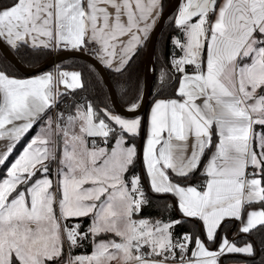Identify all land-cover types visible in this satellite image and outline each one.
Returning <instances> with one entry per match:
<instances>
[{"label":"snow or ice","instance_id":"obj_1","mask_svg":"<svg viewBox=\"0 0 264 264\" xmlns=\"http://www.w3.org/2000/svg\"><path fill=\"white\" fill-rule=\"evenodd\" d=\"M163 7L0 0V43L84 52L122 73ZM171 23V68L159 83L172 76L176 86L146 120L75 99L87 88L79 71L0 69V167L39 127L0 176V264H221L255 254L238 237L264 233V0H183ZM139 101L137 89L129 111ZM149 192L163 199L159 217L141 215ZM85 241L91 252L76 254Z\"/></svg>","mask_w":264,"mask_h":264},{"label":"trees","instance_id":"obj_2","mask_svg":"<svg viewBox=\"0 0 264 264\" xmlns=\"http://www.w3.org/2000/svg\"><path fill=\"white\" fill-rule=\"evenodd\" d=\"M171 0H163L164 7L168 5ZM7 0H5V3ZM178 10V9H177ZM177 12V11H176ZM176 12L166 21L165 26L158 38L156 45V77L153 84V89L151 93V102L157 97H165L172 94L175 83L173 82V77L170 76L169 80L166 81L163 89L161 90V85L159 83V76L162 70L170 71V36L174 34L173 27L171 23V18L176 14ZM11 47V46H10ZM145 47L136 55L133 60L127 66V69L122 73H117L115 70L108 69L109 75L112 79L114 87L116 89L119 100L122 105L130 107V102L132 98L137 94V89H139L140 99L143 92V75H144V59L146 54ZM12 48V47H11ZM14 53L27 65L34 66L40 64L50 57L53 56L54 51L47 50H33L27 47H20L19 49L12 48ZM60 52V51H57ZM179 55V53H176ZM58 68H79L80 72L83 74V78L86 81L87 88L84 92L78 93L75 98H87L92 100L94 103L98 104L100 107H104L107 105L114 112V108L111 105V98L109 91L97 72V70L87 61L82 60L80 58H71L66 61H62L57 64ZM0 69L6 70L9 74L16 76H27L18 70L1 52L0 50ZM48 69H52L50 67ZM47 69V70H48ZM171 84V86H169ZM149 104V106H150ZM148 106V109H149ZM147 109V112H148ZM147 112L143 117L145 120L147 119ZM35 127L30 130L17 144V146L24 141L29 135L34 132ZM144 140V130H141V136L135 142L137 143L138 148H140V143H143ZM16 146V147H17ZM16 150V148H15ZM137 170H139V164L137 165ZM145 190H148V185L145 183ZM150 198L149 206L143 209L141 213L142 216L148 217H159L161 215L160 205L163 203V199L159 196L153 195L151 192L148 193ZM169 202H171L169 198ZM173 216H177V213L173 210L171 212ZM89 223L88 219L85 218L83 220V224L86 226ZM195 228L193 223L184 224L176 229L177 234L182 231L192 230ZM223 231L226 233H233L235 231V223H228L223 228ZM238 240L243 242L244 240H249L254 243L255 254L252 256L244 255V254H228L223 256V264H230V262L242 261L244 264H264V233L253 232L251 235L247 236H239ZM91 251L90 241H85L83 243L82 248L75 249L76 254L80 253H88Z\"/></svg>","mask_w":264,"mask_h":264},{"label":"water","instance_id":"obj_3","mask_svg":"<svg viewBox=\"0 0 264 264\" xmlns=\"http://www.w3.org/2000/svg\"><path fill=\"white\" fill-rule=\"evenodd\" d=\"M181 0H171L168 5L163 9V14L160 17L157 27L149 38L146 47V54L144 59V75H143V92L140 99L141 108L136 112L129 111L128 106L122 105L117 95L116 89L109 75L108 69L98 61L92 54H86L84 52H67L60 51L54 52L53 56L46 61L30 66L25 64L12 50V48L6 43H0V50L2 54L22 73L26 75H34L47 70L54 65L62 61L69 60L71 58H80L89 62L99 73L103 79L111 98V105L116 113L124 117L144 116L147 112L148 106L151 100V93L153 89L154 80L156 77V45L158 38L165 26L166 21L177 11ZM142 143H140V147Z\"/></svg>","mask_w":264,"mask_h":264},{"label":"crops","instance_id":"obj_4","mask_svg":"<svg viewBox=\"0 0 264 264\" xmlns=\"http://www.w3.org/2000/svg\"><path fill=\"white\" fill-rule=\"evenodd\" d=\"M183 2V0H181V3ZM103 64V63H102ZM104 65V64H103ZM105 66V65H104ZM106 67V66H105ZM107 69H110V68H108V67H106ZM57 69H58V67H57ZM56 69V70H57ZM59 69H61V70H69V71H79L80 72V69L79 68H75V67H71V68H66V67H64V68H59ZM111 70H114V69H111ZM44 72H54L52 69H48V70H45V71H43V72H40V73H37V74H34V75H27V76H18V77H21V78H28V77H31V76H35V75H40V74H42V73H44ZM16 76V75H15ZM157 98H163V97H157ZM157 98H155V99H157ZM154 99V100H155ZM153 100V101H154ZM153 101L151 102V104H150V106H149V109H148V112H147V116H148V113H149V111H150V108H151V106H152V103H153ZM39 132V127H35V129H34V132L31 134V137H29L30 139H28V141L23 145V147H21V152H22V150H23V148L25 147V145L37 134ZM5 143H7V141H0V149H2L3 148V145L5 144ZM17 148V147H16ZM14 152H15V150H14ZM19 155H17L15 158H17ZM11 157V156H10ZM14 157L11 159V163L14 161V159H15ZM235 232V231H234ZM229 234V236H230V238H231V232L230 233H228ZM211 247L213 248V249H215L216 248V244H212L211 245ZM91 252V251H90ZM90 252H88V253H90ZM88 253H80V254H88ZM230 263H233V262H230ZM221 264H223V259L221 258Z\"/></svg>","mask_w":264,"mask_h":264},{"label":"rangeland","instance_id":"obj_5","mask_svg":"<svg viewBox=\"0 0 264 264\" xmlns=\"http://www.w3.org/2000/svg\"><path fill=\"white\" fill-rule=\"evenodd\" d=\"M118 114V113H117ZM124 117V116H123ZM125 118H130V117H125ZM133 118V117H132ZM29 137H31V135H29L26 139H24V141H22L16 148L15 152H13V154L11 155V157H9L8 161L6 162V164L3 167H0V176L3 175V173L5 172L6 168L8 166H10L11 164V159L14 157H16L17 155H19L21 153V147H23V145L28 141V139H30ZM143 144V143H142ZM15 160V159H14ZM230 264H244V262L242 261H236Z\"/></svg>","mask_w":264,"mask_h":264},{"label":"built area","instance_id":"obj_6","mask_svg":"<svg viewBox=\"0 0 264 264\" xmlns=\"http://www.w3.org/2000/svg\"><path fill=\"white\" fill-rule=\"evenodd\" d=\"M54 52H57V51H54ZM56 69H57V65H54L53 66V71H56ZM75 99L79 100L80 98H75ZM71 101H72L71 97L67 98L66 101H65V104H62L61 107L63 108L67 103H71Z\"/></svg>","mask_w":264,"mask_h":264}]
</instances>
